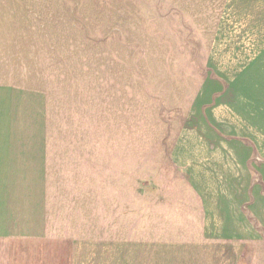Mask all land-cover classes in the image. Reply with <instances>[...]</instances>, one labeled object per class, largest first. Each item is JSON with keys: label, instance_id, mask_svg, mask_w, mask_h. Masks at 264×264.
Instances as JSON below:
<instances>
[{"label": "rangeland", "instance_id": "rangeland-1", "mask_svg": "<svg viewBox=\"0 0 264 264\" xmlns=\"http://www.w3.org/2000/svg\"><path fill=\"white\" fill-rule=\"evenodd\" d=\"M0 85L43 94L65 140L47 230L74 264H185L171 155L264 136V0H0Z\"/></svg>", "mask_w": 264, "mask_h": 264}, {"label": "crops", "instance_id": "crops-1", "mask_svg": "<svg viewBox=\"0 0 264 264\" xmlns=\"http://www.w3.org/2000/svg\"><path fill=\"white\" fill-rule=\"evenodd\" d=\"M44 128L43 94L0 85V264H74V242L47 230L51 191L65 174V140ZM261 137L218 142L217 149L198 135L182 137L171 157L183 174L179 206L192 234L164 242L165 254L184 255L185 264L257 262L264 246ZM145 244L156 247L149 254L162 253L157 236Z\"/></svg>", "mask_w": 264, "mask_h": 264}]
</instances>
